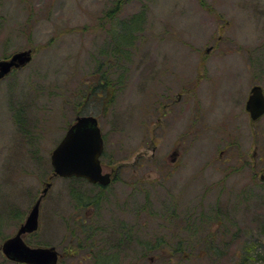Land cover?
<instances>
[{
	"label": "rangeland",
	"instance_id": "374dc122",
	"mask_svg": "<svg viewBox=\"0 0 264 264\" xmlns=\"http://www.w3.org/2000/svg\"><path fill=\"white\" fill-rule=\"evenodd\" d=\"M28 49L0 78V249L51 182L24 238L59 264H264V0H0V60ZM78 115L105 188L52 177Z\"/></svg>",
	"mask_w": 264,
	"mask_h": 264
},
{
	"label": "water",
	"instance_id": "95a60500",
	"mask_svg": "<svg viewBox=\"0 0 264 264\" xmlns=\"http://www.w3.org/2000/svg\"><path fill=\"white\" fill-rule=\"evenodd\" d=\"M33 59V50L14 53L10 58L0 60V78L14 69L28 65ZM246 110L252 121L264 117V90L255 85L250 91ZM104 151V139L96 117L91 115L77 116L68 128L65 136L51 154L54 175L64 178H85L91 183L104 186L111 183V174L103 173L101 156ZM46 183L41 196L31 209L26 221L17 233L5 240L1 250L10 260L24 264H58L60 253L56 247H34L26 243L24 236L39 228L40 206L43 198L51 188Z\"/></svg>",
	"mask_w": 264,
	"mask_h": 264
},
{
	"label": "trees",
	"instance_id": "16d2710c",
	"mask_svg": "<svg viewBox=\"0 0 264 264\" xmlns=\"http://www.w3.org/2000/svg\"><path fill=\"white\" fill-rule=\"evenodd\" d=\"M107 90V87H105L104 86V84L103 83H99V84H97V85H95V86H93V88L91 89V91H90V98H92V99H97V98H99V97H102V99L104 98L103 96L105 95V93L107 92L106 91ZM103 95V96H102ZM105 154H103V156H104ZM71 179H74V180H78V178H71ZM88 230H87V225L86 224H84L83 222H80L79 224H78V233H79V235L82 237V238H85V239H87V238H89L92 234H93V232H91V234H89L88 235V232H87ZM74 233H75V231H74ZM82 238H80V239H82ZM79 243H78V245H81V240L80 241H78ZM29 243V242H28ZM30 244V243H29ZM152 248V247H151ZM151 248H149V250H151ZM154 250H156V249H154ZM178 250H180V248H178Z\"/></svg>",
	"mask_w": 264,
	"mask_h": 264
},
{
	"label": "flooded vegetation",
	"instance_id": "af4514ba",
	"mask_svg": "<svg viewBox=\"0 0 264 264\" xmlns=\"http://www.w3.org/2000/svg\"><path fill=\"white\" fill-rule=\"evenodd\" d=\"M103 172H104V167H103ZM115 172H116V171H114V172L110 171V172H104V173H110V174H111V177H112V181H113V180H115V178H116V176H115ZM119 172H120V171H119ZM263 177H264V176H263ZM94 185H101L102 188H103V187H104V188L106 187V186H104V185H102V184H98V183H97V184H94ZM87 216H88V215H87ZM87 216H85V218L81 220V222H83L84 224H86L87 221H88V220H87V219H88Z\"/></svg>",
	"mask_w": 264,
	"mask_h": 264
}]
</instances>
